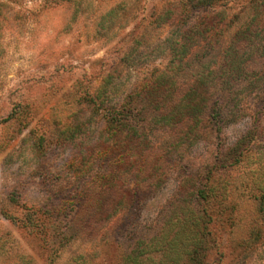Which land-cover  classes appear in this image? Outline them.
I'll return each mask as SVG.
<instances>
[{"label":"rangeland","instance_id":"1","mask_svg":"<svg viewBox=\"0 0 264 264\" xmlns=\"http://www.w3.org/2000/svg\"><path fill=\"white\" fill-rule=\"evenodd\" d=\"M173 65L159 110L216 75L196 123L144 97ZM0 264H264V0H0Z\"/></svg>","mask_w":264,"mask_h":264},{"label":"trees","instance_id":"2","mask_svg":"<svg viewBox=\"0 0 264 264\" xmlns=\"http://www.w3.org/2000/svg\"><path fill=\"white\" fill-rule=\"evenodd\" d=\"M210 2H208L207 4H209ZM180 35L181 38L179 40L175 39L171 41V38L169 39L170 41V50H172L173 52V56L172 60L170 61L171 64H173L175 61H177L178 63L176 65L181 64L183 58L185 57L187 51L196 44L198 37L200 36V32L201 34L203 33V31L199 28L196 29L190 26L187 27H183L180 30ZM176 65H173L172 68L170 69L172 72V74L167 75L166 72H162L160 74H158L155 78L154 81L152 82L151 87L147 88L146 93H144V97H151L149 100V104L151 106L155 105L153 110L154 112H156V116H166L167 117V121L171 120V118H177L174 119V122H170L168 121L167 124L169 123L171 126L175 125L176 123H178V120H182V118H184L185 116L191 117V120H194V122L196 123L195 120V116H196V112H201L202 111V107L204 106V100L203 98L207 95L208 90L213 89L216 86L217 83V79H216V75L215 73H213V70H208V73H206L205 75L200 72L199 77L195 80L197 83L196 86V90H198V93L196 95H198V97H186L183 103H175L173 105H169L170 107H168L167 110H159V105L161 103V99H164V97L168 96L169 94H171L172 89H173V85H166L167 81H172V79H174V77L177 75V73L174 71ZM226 66V68L222 69L224 74H226L229 77V80H233V81H239L241 80L240 76H239V65L237 64V62H235V60H227L226 64H224ZM201 68L203 69L202 65ZM206 68V67H204ZM212 76V77H211ZM223 76V74H222ZM211 77V78H210ZM228 81V80H227ZM213 83V84H212ZM169 93V94H168ZM138 111L133 114L132 113V120L130 119V117L128 116H124L121 115L117 112H115L114 114H112L111 118L108 119V124H107V129L108 132H110V135L112 137H114V141L117 142V139L122 137V135L124 134V136H126V142L129 141V139L132 140V143H140L139 141H137L135 138L136 135L140 136V135H146V131L149 129L148 127H144V125L140 124V121L142 122L141 118H137L138 117ZM132 128V133H129L130 131H128V129ZM137 134L135 133L136 131ZM136 134V135H135ZM137 136V137H138ZM146 136L144 137L145 140ZM197 193V197H198ZM203 198V197H201ZM197 214V218L200 219L201 216H203V211L201 210H192L193 215ZM203 212V213H202ZM183 220V224H185V219ZM197 219L193 220L196 222ZM181 233H177L178 235H180V237L182 239H187L188 238V234L184 229H181ZM143 240L142 243L140 242L139 244H137L136 248L131 252V256L133 257H139L144 253V249L143 247L147 246V243L149 242L148 240L145 241Z\"/></svg>","mask_w":264,"mask_h":264}]
</instances>
